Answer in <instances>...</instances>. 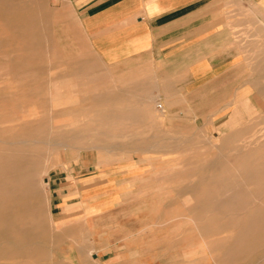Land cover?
Here are the masks:
<instances>
[{
    "label": "rangeland",
    "instance_id": "1",
    "mask_svg": "<svg viewBox=\"0 0 264 264\" xmlns=\"http://www.w3.org/2000/svg\"><path fill=\"white\" fill-rule=\"evenodd\" d=\"M65 20L57 3L39 0L26 33L0 21V164L21 160L23 198L9 212L15 227L30 229L20 240L0 231V264H94L86 227L61 225L50 211V178L82 159L90 170L137 168L130 206L139 210L117 223L149 264H264V88L250 97L244 87L237 104L158 109L146 87L124 97L122 73L108 77ZM252 74L244 72V84ZM128 114L130 136L121 134ZM115 144L130 150H108ZM13 149L23 159L5 156ZM112 218L98 223L112 226ZM152 242L161 247L147 249Z\"/></svg>",
    "mask_w": 264,
    "mask_h": 264
},
{
    "label": "crops",
    "instance_id": "2",
    "mask_svg": "<svg viewBox=\"0 0 264 264\" xmlns=\"http://www.w3.org/2000/svg\"><path fill=\"white\" fill-rule=\"evenodd\" d=\"M57 5L110 72L108 77L122 73L124 97L130 98L133 86L148 88V100L159 101L162 108L237 104L244 87L252 89L250 97L264 88L259 83L264 76V0H62ZM244 72L254 73L247 84ZM121 134L131 135L129 114L123 116ZM128 148L115 144L108 150ZM74 165L68 167L70 174L65 170L50 178L54 221L86 227L94 264H149L142 247L117 223L118 216L139 210L130 206L137 168L124 163L90 170L84 159ZM104 216H112L115 224L98 223ZM160 247L152 242L147 249Z\"/></svg>",
    "mask_w": 264,
    "mask_h": 264
},
{
    "label": "bare ground",
    "instance_id": "3",
    "mask_svg": "<svg viewBox=\"0 0 264 264\" xmlns=\"http://www.w3.org/2000/svg\"><path fill=\"white\" fill-rule=\"evenodd\" d=\"M39 0H0V21L4 24L12 26V31L14 33H26L25 29H22V25H25L29 21V17H32L35 11V7L38 5ZM36 24V23H34ZM24 28V27H23ZM20 34V33H19ZM44 39V38H43ZM30 41H32L30 39ZM36 44V43H35ZM35 56V55H34ZM40 58V57H38ZM14 59V58H12ZM15 61H17L15 59ZM19 63V62H18ZM43 63V62H42ZM18 67V66H17ZM35 68V66H34ZM39 68V67H38ZM42 70V69H41ZM16 73V72H15ZM29 77V76H26ZM35 78V77H34ZM22 80L21 78H19ZM23 79H25L23 77ZM28 80V78H27ZM5 87V86H4ZM26 87V86H24ZM27 89V88H26ZM3 94V93H2ZM11 95V94H10ZM51 97V96H50ZM1 98V97H0ZM74 113V112H73ZM64 121V120H63ZM212 133V132H211ZM217 135V134H216ZM224 137V136H223ZM221 137V138H223ZM258 140V139H257ZM24 141V140H23ZM19 142V141H18ZM264 142V141H263ZM12 143V142H11ZM20 145V144H19ZM224 146V145H223ZM230 146V145H229ZM228 148V147H227ZM224 149V148H222ZM6 157H10L12 160H16L21 157L23 159V153L13 150H6ZM228 153V152H226ZM230 155V154H229ZM245 155V154H244ZM237 156V154H236ZM234 157V156H233ZM234 161V160H233ZM21 162V160L19 161ZM7 163L0 164V231H4V235L9 237L11 235L19 236L20 239H26V234L28 229L26 225L24 227H15V221L13 220V214L11 216L9 212V205L14 204L21 200V191H23V182L25 181L27 175L26 173H21V163ZM208 168V167H207ZM210 169V168H209ZM200 173V172H199ZM236 173V172H235ZM197 175V174H196ZM12 176L13 180L7 181L2 180L1 177ZM21 178H20V177ZM225 178V177H224ZM38 184V183H37ZM47 184V183H46ZM47 187V185H46ZM205 187V186H203ZM35 190V189H34ZM20 193V194H19ZM32 193V192H30ZM261 193V192H260ZM228 195V194H227ZM232 195V194H231ZM264 199V198H263ZM28 200V199H27ZM25 201V200H24ZM19 203V202H18ZM24 204V203H23ZM30 206V205H29ZM28 206V207H29ZM11 207V206H10ZM31 207V206H30ZM32 208V207H31ZM36 208V207H35ZM37 209V208H36ZM11 210V209H10ZM28 210V209H27ZM32 211V210H31ZM239 215V214H238ZM42 226V225H41ZM32 228V227H31ZM197 229V228H196ZM43 232V231H42ZM30 233V232H29ZM33 234V233H32ZM34 235V234H33ZM29 237V236H28ZM36 239V237H34ZM39 239V237H38ZM37 240V239H36ZM4 241V240H3ZM2 241V242H3ZM27 241V240H26ZM29 241V240H28ZM40 241V240H39ZM38 241V242H39ZM22 242V241H21ZM25 242V241H24ZM23 242V243H24ZM37 242V241H36ZM37 242V243H38ZM11 243V242H10ZM35 243V244H37ZM42 243V242H41ZM13 244V243H12ZM31 244V243H29ZM6 245V244H5ZM43 245V244H41ZM27 246V245H25ZM40 246V244L38 245ZM17 249V247H16ZM27 249V248H26ZM30 249V248H29ZM41 249V248H40ZM43 249V248H42ZM5 250V249H4ZM207 250V249H206ZM14 251V250H13ZM29 251V250H28ZM26 252V251H25ZM31 253V252H30ZM21 254V253H20ZM25 254V253H24ZM209 254V253H208ZM8 255V254H7ZM6 256V255H4ZM15 257V256H14ZM17 257V256H16ZM22 257V256H21ZM262 260V259H261ZM262 263V261H261Z\"/></svg>",
    "mask_w": 264,
    "mask_h": 264
},
{
    "label": "built area",
    "instance_id": "4",
    "mask_svg": "<svg viewBox=\"0 0 264 264\" xmlns=\"http://www.w3.org/2000/svg\"><path fill=\"white\" fill-rule=\"evenodd\" d=\"M50 1H52V2H54V3H58V2H60V1H62V0H50ZM157 108H158V109H162V107H161L160 104L157 105Z\"/></svg>",
    "mask_w": 264,
    "mask_h": 264
}]
</instances>
